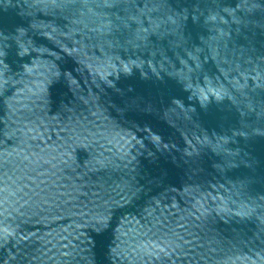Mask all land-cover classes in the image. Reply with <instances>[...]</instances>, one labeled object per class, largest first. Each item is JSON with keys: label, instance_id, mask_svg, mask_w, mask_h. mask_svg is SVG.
<instances>
[{"label": "water", "instance_id": "obj_1", "mask_svg": "<svg viewBox=\"0 0 264 264\" xmlns=\"http://www.w3.org/2000/svg\"><path fill=\"white\" fill-rule=\"evenodd\" d=\"M0 264H264V0H0Z\"/></svg>", "mask_w": 264, "mask_h": 264}]
</instances>
